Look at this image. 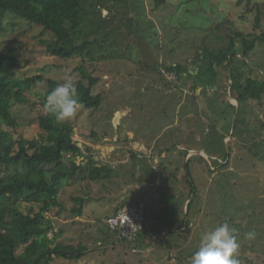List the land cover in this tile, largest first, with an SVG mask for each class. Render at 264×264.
Segmentation results:
<instances>
[{
    "label": "rangeland",
    "instance_id": "rangeland-1",
    "mask_svg": "<svg viewBox=\"0 0 264 264\" xmlns=\"http://www.w3.org/2000/svg\"><path fill=\"white\" fill-rule=\"evenodd\" d=\"M80 2L81 33L71 37L64 24L58 30L77 43L95 41L83 60L50 55L45 47L55 35L9 12L5 22L12 20L0 31V50L15 49L17 80L41 74L61 83L70 76L76 83L81 78L74 70L77 66L98 77L93 92L101 94L100 106H81L68 123L74 129L73 140L91 147L89 155L111 173L108 178L62 188L60 207L46 213L52 223L48 238L57 233L49 245L85 249L80 259L54 257L50 263L190 264L201 235L227 222L238 229L240 264H264V95L238 104L235 89L229 87L232 80L224 87L223 70L215 77L208 69L189 70L202 48L224 43L234 31L253 33L257 37L249 38L252 45L246 53L238 45L233 62L244 76L262 79L264 0H251L259 10L253 6L252 12L237 6L236 0H165L158 6L154 0ZM201 63L196 61L197 67ZM175 64L186 65L191 74L162 70ZM23 85L28 102L12 108L18 122L10 132L14 138H29L40 130L46 82ZM141 146L149 149L148 155ZM161 147L174 151L165 167L161 159L154 160ZM189 149L204 153L185 157ZM160 150V155H169L170 151ZM156 177L161 182H155ZM137 183H141L138 191ZM190 185L194 190L184 198ZM162 194L164 203L174 198L170 211L180 229H168L158 222L162 217L149 215L156 236L148 228L136 244L113 238L106 220L115 205L140 202L142 195L146 208L154 202L160 210ZM77 196L83 197V220L73 221L72 208L79 204L72 198ZM159 210L153 214L160 216ZM67 218L71 221L63 222ZM249 231L256 234L252 240L244 238Z\"/></svg>",
    "mask_w": 264,
    "mask_h": 264
},
{
    "label": "trees",
    "instance_id": "trees-1",
    "mask_svg": "<svg viewBox=\"0 0 264 264\" xmlns=\"http://www.w3.org/2000/svg\"><path fill=\"white\" fill-rule=\"evenodd\" d=\"M154 1L157 6L165 2ZM236 5H243L246 12L254 11V7L259 11L258 5H251V0H236ZM82 10L80 0H0V31L4 27L6 29L9 20H12L7 19L5 22V15L9 12L29 23L41 25L55 35L54 40L45 47L50 55L64 60L74 57L83 60L89 55V46L95 41L77 43L71 38L81 33ZM255 19L258 23L257 15ZM60 24L65 25L71 37L61 35L58 30ZM256 37L253 33L234 31L226 35L224 43L202 48L193 62H202L201 67H197L198 73L204 68L215 77L223 70L224 87L230 77L232 84L229 87L235 89L234 97L238 104L260 100L264 95V77L255 79L244 76L241 67L233 62L237 46L240 45L242 52L246 53L252 45H249L250 40ZM14 50L13 47L7 51L0 50V264H51L54 257L77 260L83 257L85 247L62 243L49 245L56 239L57 233L48 238L52 223L46 213L53 207H60L59 195L64 186H72L77 181L108 178L111 171L106 164L89 155L91 147L79 146L73 140L74 129L70 123L58 120L47 111L45 97L60 81L45 78L41 74L21 80L14 77L18 65ZM164 69L175 74H191L183 64L166 66ZM74 70L81 74V78L74 83L80 94L81 105L84 108L99 107L102 96L93 92L98 77L89 73L84 66H77ZM44 80L46 88L41 101L43 112L38 116L39 132L29 138H14L10 132L18 122L12 108L16 103L28 102L23 84L27 81L37 84ZM77 157L85 158V161L77 162ZM193 190L194 186L190 185V191L184 198H189ZM161 197V212L156 217L162 218L158 222L168 229H178L177 218L170 211V207L175 204L174 198L164 203V194ZM72 199L79 204L72 208L74 215L79 216L83 197ZM113 232L115 235L116 231ZM139 235L134 244L138 243Z\"/></svg>",
    "mask_w": 264,
    "mask_h": 264
},
{
    "label": "clouds",
    "instance_id": "clouds-1",
    "mask_svg": "<svg viewBox=\"0 0 264 264\" xmlns=\"http://www.w3.org/2000/svg\"><path fill=\"white\" fill-rule=\"evenodd\" d=\"M81 106L80 94L70 76L45 97L47 111L60 121L74 119ZM255 235L254 231H249L244 238L252 240ZM239 247L238 229L227 222L218 223L201 235L198 250L192 255L190 264H240L237 259Z\"/></svg>",
    "mask_w": 264,
    "mask_h": 264
},
{
    "label": "built area",
    "instance_id": "built-area-1",
    "mask_svg": "<svg viewBox=\"0 0 264 264\" xmlns=\"http://www.w3.org/2000/svg\"><path fill=\"white\" fill-rule=\"evenodd\" d=\"M108 227L115 232V239L135 242L138 235L152 224L143 201L125 204L106 220Z\"/></svg>",
    "mask_w": 264,
    "mask_h": 264
},
{
    "label": "crops",
    "instance_id": "crops-1",
    "mask_svg": "<svg viewBox=\"0 0 264 264\" xmlns=\"http://www.w3.org/2000/svg\"><path fill=\"white\" fill-rule=\"evenodd\" d=\"M194 62V60L192 59L191 60V63H189V70L191 71L192 69L191 68H193L192 67V65H195L196 64V62H195V64L193 63ZM174 63V62H173ZM197 65L198 64H196V69H197ZM171 66V65H170ZM170 66H168L167 65V67H170ZM196 69H193V70H196ZM162 70H164V68L162 69ZM171 72H169V74H170ZM229 80H231V78L229 77V79H228V83L230 84V82H229ZM235 101H236V99H235ZM142 147V149H146V148H144V146H141ZM179 147V146H178ZM160 149H165L166 151L168 150V149H166V148H159L158 150H157V156L154 158V160L155 161H157L158 159H161L162 160V162H161V164L165 167V166H168V165H170L171 164V162H172V159H171V157H170V153H174V151H170V150H168V151H170L169 152V155H160L159 153H158V151H162V150H160ZM148 148L145 150V152H146V154L148 155ZM189 152H188V154H186V155H189V154H195V153H204V150L203 149H200V150H194V149H189L188 150ZM198 151V152H197ZM163 152V151H162ZM167 153V152H166ZM165 154V153H164ZM186 157V156H185ZM201 160H203L204 161V159H203V157H201ZM201 163H202V161H201ZM222 164V163H221ZM155 182H161V178H159L158 179V177H156V179H155ZM151 185H152V183H151ZM140 186H141V183H137L136 184V187H135V190L136 191H138L139 189H140ZM181 191V189H178V192H180ZM188 192H189V189L187 190ZM183 195L184 194H179V196H181V197H183ZM141 196V198H143L144 200H145V196H142V195H140ZM140 198V199H141ZM139 200V199H138ZM144 200H141V201H144ZM180 200V199H179ZM179 202H181V201H179ZM123 204H126V203H121V204H117V205H115L114 206V208H113V210H112V213H111V215L113 214V213H115L116 212V210L119 208V207H121ZM128 204H131V203H128ZM157 210H159V209H157V207L155 206V203L153 202V203H150L149 204V206H148V208H147V213H148V215H153L152 217L153 218H155L156 216L154 215L155 213H157ZM153 211H154V214H153ZM82 213V212H81ZM158 215V214H157ZM82 216V214L81 215H79V216H73L72 218H70L71 220H73V221H75V220H83V218L81 217ZM149 216V217H150ZM151 218V217H150ZM70 219H66L65 221H63V222H68V221H71ZM148 228H151V230L149 231V233H151L152 235L153 234H155V236H156V234H157V232H156V230L154 229V228H152V224L150 225V226H148L147 228H145L143 231H145L146 229L148 230ZM114 239H115V235H114V237H113ZM140 239H141V234L139 235V238H138V242H140ZM113 240V239H112ZM114 241V240H113ZM134 248V247H133ZM136 248V247H135Z\"/></svg>",
    "mask_w": 264,
    "mask_h": 264
},
{
    "label": "water",
    "instance_id": "water-1",
    "mask_svg": "<svg viewBox=\"0 0 264 264\" xmlns=\"http://www.w3.org/2000/svg\"><path fill=\"white\" fill-rule=\"evenodd\" d=\"M192 67H193L194 69H196V66H195V65H193Z\"/></svg>",
    "mask_w": 264,
    "mask_h": 264
}]
</instances>
